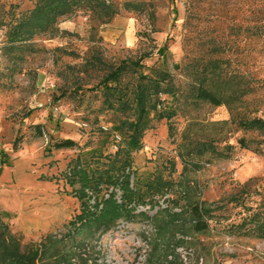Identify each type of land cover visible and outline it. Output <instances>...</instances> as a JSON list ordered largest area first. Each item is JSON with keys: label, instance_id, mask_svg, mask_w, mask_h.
Instances as JSON below:
<instances>
[{"label": "rangeland", "instance_id": "obj_1", "mask_svg": "<svg viewBox=\"0 0 264 264\" xmlns=\"http://www.w3.org/2000/svg\"><path fill=\"white\" fill-rule=\"evenodd\" d=\"M33 1L0 3L23 11ZM113 1L120 5L124 0ZM145 1L155 10L153 25L144 13L123 10L108 23L97 25L78 11L59 21L55 35L37 36L34 50L5 54L0 31V222L22 234L23 242H37L47 232L57 237L64 234L66 223L80 212V201L72 192L78 184L68 185L63 176L77 149H54L52 144L69 137L80 145L88 141L91 148L99 146L103 137L92 130L111 126V113L100 109L92 97L94 77L76 70L80 59L54 48L84 55L94 28L107 59L149 50L152 56L144 59L146 65L166 67L184 83L185 77L174 65L204 54L214 43L224 49L220 65L230 77L224 87L240 90L243 78L249 76L253 91L232 102V109L204 102L195 107L181 105L168 124L165 119L154 123L144 134L142 148L132 153L135 176L144 188L146 180L157 174L174 185L164 195L148 191L147 203L137 204L133 215L110 225L100 217H88L70 235L68 244L71 252L79 250L88 258L87 264H166L172 250L179 264H264V239L227 227L240 221L244 208L264 206V132L244 130L235 122L238 117L264 119V0ZM247 24L259 28L245 30ZM162 45L166 51L159 54L156 50ZM66 64L74 66V71ZM197 140L213 141L218 148L228 144L230 157L208 152L196 157L197 168L183 169L181 157ZM101 150L107 153L114 148L105 143ZM3 169L8 172L5 178ZM17 170L24 179L17 177ZM114 192L120 202V191ZM231 195L242 196L244 205L229 203L213 211L208 228L199 232L191 230L186 213L173 217L160 211L167 206L179 212L187 203H210ZM140 212L147 217L156 214V219Z\"/></svg>", "mask_w": 264, "mask_h": 264}, {"label": "trees", "instance_id": "obj_2", "mask_svg": "<svg viewBox=\"0 0 264 264\" xmlns=\"http://www.w3.org/2000/svg\"><path fill=\"white\" fill-rule=\"evenodd\" d=\"M122 10L144 13L150 23L154 24L155 10L145 0H124L120 5L113 0H34L32 6L23 11H16L12 4L6 7L0 3L3 52L9 54L14 51L34 50L33 41L37 36L55 35L59 21L78 11L85 12L95 24L103 25ZM255 28L258 29L259 26H244L245 30ZM62 33L68 32L64 30ZM90 35L91 46L84 55L60 47L54 48V52L61 51L65 55L80 59L76 70L94 77L92 87L96 92L92 97L99 101L100 109L111 113V126L104 128L99 125L92 130L103 137L99 146L91 148L88 141L80 145L69 137L55 140L52 144L54 149H77L76 155L67 163L63 176L68 185L74 187L78 184L72 192L80 201V212L66 223L64 234L57 237L56 233L47 232L37 242H23L22 234L12 232L6 223L0 222V264H87L88 258H83L79 250L71 252L68 244L70 235L74 234L80 224L88 217H100L106 225L114 223L117 218L130 217L137 204L147 203L145 198L148 191L164 195L174 185L172 180L157 174L152 180H146L144 188L141 179L135 176L132 153L142 148L146 130L153 128L154 123L162 119L168 124L181 105L195 107L204 102L212 106L226 104L232 109V102L242 100L254 89L249 76L243 78L245 82L240 90L224 87L229 84L230 77L220 65L223 56L219 55L224 49L219 44L212 43L211 48L204 54L188 57L185 63L174 65L180 68L186 79L182 83L166 67L146 65L144 59L150 58L152 51L145 50L110 60L105 57L97 42L100 38H96L94 28ZM156 51L164 54L166 46L162 45ZM65 68L75 69L69 64ZM165 96H169L171 100H167ZM235 122L244 130L264 132L262 118L238 117ZM34 127L40 136L39 125ZM105 143H111L114 150L104 153L101 146ZM239 143L246 147L243 140H239ZM208 152L220 158L230 157L228 144L218 148L213 141L197 140L192 144L189 153L181 157L183 169L188 166L197 168L199 161L196 157ZM131 176L134 177V183L131 182ZM114 189L120 191V202L114 198ZM241 199L242 196L231 195L210 203H187L179 212H171L167 206L160 211L173 217L186 213L191 222V230L199 232L208 228V220L214 215L213 211L223 210L229 203L243 206ZM242 213L239 222L227 224L228 229L264 239V206L244 208ZM139 214L156 219V214L152 217H147L143 212ZM179 261L178 254L172 250L171 258L166 264H179Z\"/></svg>", "mask_w": 264, "mask_h": 264}, {"label": "crops", "instance_id": "obj_3", "mask_svg": "<svg viewBox=\"0 0 264 264\" xmlns=\"http://www.w3.org/2000/svg\"><path fill=\"white\" fill-rule=\"evenodd\" d=\"M5 168H7V167H5ZM3 171V173L1 174L2 176L1 177H3V178H5L6 176H7V173L8 172H6V170L5 169H3L2 170ZM16 174H17V177H19V179H24V177H23V175H21V173L20 172H18V170L15 172ZM30 223H34V224H36V225H42V226H44L45 224L44 223H38V222H35V221H30Z\"/></svg>", "mask_w": 264, "mask_h": 264}]
</instances>
